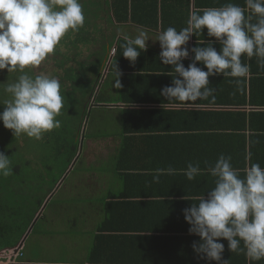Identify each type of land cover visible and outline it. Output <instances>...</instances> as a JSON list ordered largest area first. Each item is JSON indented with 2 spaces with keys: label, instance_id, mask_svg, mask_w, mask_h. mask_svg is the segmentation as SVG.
Wrapping results in <instances>:
<instances>
[{
  "label": "crops",
  "instance_id": "crops-1",
  "mask_svg": "<svg viewBox=\"0 0 264 264\" xmlns=\"http://www.w3.org/2000/svg\"><path fill=\"white\" fill-rule=\"evenodd\" d=\"M160 1L158 0V5ZM168 1L167 13L172 19L166 24L168 27H175L177 31L186 26L188 15L194 9L222 6L220 4L229 2L245 6L242 5L244 0ZM200 3L203 5L200 6ZM135 4L140 6L135 8L137 14L142 9L146 10L149 5L144 0H137ZM109 12V25L112 26V11L109 9ZM127 25L145 30L153 40L160 31L159 28L154 30L132 22ZM206 32L204 29L202 36H207ZM119 37L121 36L117 35L110 48L108 38L104 34L100 41H94L89 47L93 51V58L89 60L88 56L87 61L80 60L82 66H87L86 62L88 66L95 63L87 69H97L98 73L82 74L77 80L90 82L94 90L93 95L102 92L113 101L96 105L116 115L118 130L111 135L81 139L78 156L84 151L86 161L97 163L93 171L66 172V178H73V185L65 186L67 195L64 208H69V204H84L77 211V218L83 226H89L91 229L83 231L88 235L79 237L90 242L86 245L85 258L98 227L105 226L109 232L155 238L159 256L203 259L193 251L192 244L199 241V237L189 234L190 225L184 220L183 210L191 203H196L192 198L203 194L207 198L206 191L214 186L213 178L205 172L189 181L177 171L175 175L160 176L159 183H154L152 173L154 169L169 166L180 170L185 168L188 162H198L204 169L206 163L214 164L221 154L230 156L233 167L242 170L249 163L245 157L251 153V163H258L264 168V105H261L264 104V69L258 67L257 59L253 57L252 71L246 83L242 82L238 86L234 78L223 77L222 74L215 75L209 77L210 87L215 88L214 99L209 97L179 103L167 100L160 94L162 88L171 86L172 77L167 73L172 69L158 60L157 66L146 64L147 67L151 66V69H148L151 73L123 85L126 95L138 99V102L127 105L120 101L118 89L113 86L114 73L109 70L113 58L110 50L116 46ZM211 40L215 42V38ZM146 44L147 48L161 51L158 41L150 39ZM193 44L191 37L187 47L191 49ZM183 61H186L182 63L187 67L188 62L192 61V53L189 52L188 58ZM197 66L204 68L198 62ZM73 67L77 70L80 66ZM84 86L82 84L80 89ZM93 95V98H90L92 107L95 105L94 100L96 101ZM249 98L253 100V105ZM127 107L143 109V112L132 114L128 121L130 130L122 133V109ZM87 109L86 107L84 111L87 112ZM71 110L70 112L74 111ZM139 128L142 131H139ZM49 198L44 200L45 203L36 213L33 225L41 216L40 211L44 209ZM69 211L68 214L74 217L73 210ZM33 225L20 240V249L16 254L9 250L0 251V264H76L66 263V260L57 263L44 259L42 255L47 248V240H51L52 236L48 237L39 232L34 235L35 238H30ZM63 230L62 242L66 248V238L69 236H66V228ZM219 242L225 245L224 259L238 255L228 250L226 240ZM11 256H14V261ZM194 264L208 263L194 261Z\"/></svg>",
  "mask_w": 264,
  "mask_h": 264
},
{
  "label": "clouds",
  "instance_id": "clouds-1",
  "mask_svg": "<svg viewBox=\"0 0 264 264\" xmlns=\"http://www.w3.org/2000/svg\"><path fill=\"white\" fill-rule=\"evenodd\" d=\"M244 5L229 2L194 9L185 27L179 31L175 27L162 29L154 40L143 29H137L134 36L118 29L125 42L122 56L135 64L147 50L146 42L158 41L161 64L172 69L167 73L172 77L171 86L162 88L161 96L179 103L214 99L215 88L210 87L209 77L222 74L234 78L238 86L246 83L250 64L242 58L250 61L255 57L258 67L264 69V0H244ZM84 22L80 0H0V70L19 73L13 81L0 83V92L8 97L0 99V122L14 137L41 140L45 133L61 127L57 119L64 107L60 81L44 73L33 76L25 69L40 66L61 40L69 32L77 33ZM204 29L208 37L215 38L219 51L212 40L201 39L195 47H187L190 38L202 36ZM189 52L194 56L185 68L182 61ZM114 76L113 86L119 89L116 64ZM245 159L249 163L242 170L233 167L230 156L221 154L204 169L198 162H188L180 170L169 166L152 173L154 183H159L160 176L177 171L189 181L205 172L213 178L207 198L204 194L192 198L196 203L185 208L183 216L190 225L189 234L199 237L192 244L193 251L216 264H228L223 258L225 245L219 242L222 239L231 253L243 252L248 264L264 260V168L251 163V153ZM12 174L10 156L0 152V177Z\"/></svg>",
  "mask_w": 264,
  "mask_h": 264
},
{
  "label": "rangeland",
  "instance_id": "rangeland-1",
  "mask_svg": "<svg viewBox=\"0 0 264 264\" xmlns=\"http://www.w3.org/2000/svg\"><path fill=\"white\" fill-rule=\"evenodd\" d=\"M80 3L83 6L85 16L84 26L77 33L69 32L61 40L56 51L40 66L35 67L34 72H31L30 68L25 69V71L33 76L44 73L53 77L62 76L66 70L63 78L66 80L67 85L65 84L66 86L64 85L62 88L66 93L61 90L62 96L64 97V107L61 110L62 114L57 117L61 121V127L59 130L54 129L51 132L45 133L41 140L31 139L26 136H22L19 139V144L24 147V152L29 156L28 158L36 161L39 167L38 169H34L29 164L21 172L22 176H26V174L30 176V180L32 176L40 175L38 179H32V181L38 180L36 185L34 182L30 184V187L39 191L36 193V197H42L49 190L52 180H58L51 194L48 195L50 198L46 206L40 211L41 216L34 224L30 238L39 232L48 237L52 236L51 240H47V248L43 252L42 257L57 263L66 260V263L76 264L85 261L84 252H86V248L90 243L88 240L85 241L79 237L88 235L83 231L86 229L90 231L91 229H89V226H83L81 220L77 218V211L84 204H69V208H64L66 206L67 195L65 193V186L71 187L73 185V178L71 180V176L66 178V172L69 170H74L75 172L79 170H94L97 161L94 163L86 161L83 155L84 151L78 156L81 139L111 135L115 134L118 130L116 115L96 105L98 101L97 93L93 95L94 99H96V101L94 100L96 106L94 105L92 107V100H90L92 88L90 82H83L81 79L77 80L82 77V74L95 75L97 72V69H87L90 65L94 66L95 63L91 62L92 64L89 63L90 65L88 66L86 62L85 64L87 66H82L80 60L83 59L82 61L85 62L88 56L89 60L93 58V51L89 47L94 41H100L104 34L107 36V40L112 42L114 35L118 34V29L131 36L136 35L138 29V27L128 25L117 27L115 25H109L111 18L109 17L108 1L80 0ZM73 65L80 67L75 70ZM18 75V72L7 73V71L0 70V78L4 80L2 82H11ZM10 77L14 79L10 80ZM82 84L85 86L83 89H80ZM6 98L8 97L5 94L4 99ZM2 107L0 106V109ZM85 107L88 109L84 120H82L81 114ZM71 109L74 112H70ZM80 122L81 126H79ZM78 129H80L79 133ZM57 135L62 136L60 138L56 137ZM74 146L76 147L75 155L73 151ZM58 150H61V152L57 153ZM72 155H74L73 159L68 162ZM15 205L17 206V204ZM70 209L73 210L74 217L68 214ZM32 225L33 223L29 228ZM63 228H66V236H69L66 238V248L62 242ZM13 250L10 249L9 252L13 253ZM1 261L2 259L0 258V263Z\"/></svg>",
  "mask_w": 264,
  "mask_h": 264
},
{
  "label": "trees",
  "instance_id": "trees-1",
  "mask_svg": "<svg viewBox=\"0 0 264 264\" xmlns=\"http://www.w3.org/2000/svg\"><path fill=\"white\" fill-rule=\"evenodd\" d=\"M136 1L137 0H108L109 9L112 11L113 19L111 24L117 27L127 25L128 22H132L154 30H157L158 28L160 30L168 28L166 22L172 19L167 13V6L169 5L168 0H161L159 5L158 0H144L149 5L146 6V10L142 9L138 14L135 11V8L138 6L135 4ZM224 4L225 3L220 5ZM235 4L239 5L238 3ZM202 5L203 4L200 3V6ZM242 5H244V1L242 2ZM216 7H219V5ZM117 35L118 34L114 35L112 42L108 41L110 48L115 42ZM192 38L194 40L193 47L196 46V41L204 39L207 42L208 40L212 39L208 36L200 35L197 37L192 36ZM124 43L125 42L122 37H119L116 40V46L114 47L115 51L109 65V70L111 73H114V64H116L117 69L120 72L119 80L121 83V87L118 89L119 99L122 101V103L128 105L130 103L138 102L136 101L138 99L131 98L126 95L123 85L142 78V76L147 73H151V70H148L151 69V66L147 67L146 64L151 63L152 67L157 66L160 52L151 48H147V50L142 52L137 58L135 64H130L129 61L122 56V45ZM213 46L217 51H219L220 46L217 42H213ZM193 56L194 54L192 53V59ZM242 60L243 62L250 64L251 72V60L248 61L243 58ZM154 68L157 69V67ZM202 69L206 71V69ZM4 72H6V70H4ZM63 73L64 74L62 76L56 77L60 81L61 90L66 93V91L62 89L66 84V80L63 78L66 70ZM96 73H98V71ZM12 79L14 78L10 77V80ZM2 81L4 80L0 78V83H3ZM93 94L94 90L92 88L91 97ZM61 95L63 94L61 93ZM4 96L5 94L0 92V99H4ZM97 100V103L113 102L111 99L105 97L102 92H99ZM115 101H118V99H115ZM249 101L250 103L253 102L251 98H249ZM2 111L3 107L0 109V112ZM142 112L143 109H132L129 107L122 109V133H126L130 130L128 127L130 116L134 113L142 114ZM85 115L86 111L83 110V113L81 114L82 120L85 118ZM79 126H81V122ZM138 130L142 131L141 128ZM79 132L80 129H78V133ZM61 136L62 135H57L56 137L61 138ZM19 139L20 137H14L11 130L4 128L2 122H0V152L10 156L13 167L12 175L8 177H0V251L14 249L16 246H18L20 240L34 220L36 213L41 208L44 200L49 194H51L53 188L58 182L56 179L52 180L49 190L46 191L42 197H36V193L39 191L30 187V184L34 182L36 185L38 180L32 181V179H38L40 175L32 176V179L30 180V176L27 174L26 176H22L21 172L23 171V168L27 167L29 164H31L34 169H38L39 167L36 164V161L28 158L29 156H27V154L24 152V147L19 144ZM45 139L47 140L46 137ZM73 151L75 155V146L73 147ZM59 152H61V150L57 151V153ZM74 155L70 157L68 162L73 159ZM27 185L28 187L25 188ZM15 204H17V206ZM106 229L105 226L98 227L97 233L94 235V240L85 260L86 263H83L194 264V261H197L201 263L216 264L214 261H207L205 259L191 260L185 258H176L174 255L159 256L157 253L158 242L155 240V238L119 234L117 232H109V230ZM228 264H248V261L246 260L243 252H241L237 256H234V258H228ZM256 264H264V260L256 262Z\"/></svg>",
  "mask_w": 264,
  "mask_h": 264
},
{
  "label": "water",
  "instance_id": "water-1",
  "mask_svg": "<svg viewBox=\"0 0 264 264\" xmlns=\"http://www.w3.org/2000/svg\"><path fill=\"white\" fill-rule=\"evenodd\" d=\"M111 60V57H110ZM35 220V219H34ZM30 231V228L27 230V233ZM20 249V245L16 246V248H14L13 250V254H16L18 252V250ZM11 260L14 261V256H11Z\"/></svg>",
  "mask_w": 264,
  "mask_h": 264
},
{
  "label": "built area",
  "instance_id": "built-area-1",
  "mask_svg": "<svg viewBox=\"0 0 264 264\" xmlns=\"http://www.w3.org/2000/svg\"><path fill=\"white\" fill-rule=\"evenodd\" d=\"M114 51H115V48H112V49L110 50V53H111V54H114ZM107 264H126V263H107Z\"/></svg>",
  "mask_w": 264,
  "mask_h": 264
},
{
  "label": "flooded vegetation",
  "instance_id": "flooded-vegetation-1",
  "mask_svg": "<svg viewBox=\"0 0 264 264\" xmlns=\"http://www.w3.org/2000/svg\"><path fill=\"white\" fill-rule=\"evenodd\" d=\"M47 59H49V58H47ZM59 66H60V65H59ZM30 70L34 72V68H30Z\"/></svg>",
  "mask_w": 264,
  "mask_h": 264
}]
</instances>
